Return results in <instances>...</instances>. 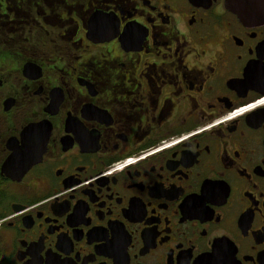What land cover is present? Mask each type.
I'll list each match as a JSON object with an SVG mask.
<instances>
[{
    "label": "flooded vegetation",
    "instance_id": "flooded-vegetation-1",
    "mask_svg": "<svg viewBox=\"0 0 264 264\" xmlns=\"http://www.w3.org/2000/svg\"><path fill=\"white\" fill-rule=\"evenodd\" d=\"M262 0H0V264H264Z\"/></svg>",
    "mask_w": 264,
    "mask_h": 264
},
{
    "label": "water",
    "instance_id": "water-1",
    "mask_svg": "<svg viewBox=\"0 0 264 264\" xmlns=\"http://www.w3.org/2000/svg\"><path fill=\"white\" fill-rule=\"evenodd\" d=\"M264 11V0L262 1H253L252 3H244L242 4V9H238L237 13L242 17V13H247V14H259Z\"/></svg>",
    "mask_w": 264,
    "mask_h": 264
}]
</instances>
